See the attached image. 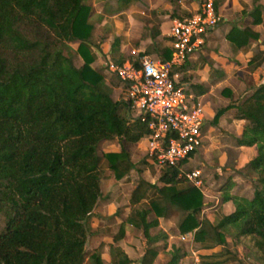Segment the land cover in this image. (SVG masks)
<instances>
[{
    "label": "trees",
    "instance_id": "1",
    "mask_svg": "<svg viewBox=\"0 0 264 264\" xmlns=\"http://www.w3.org/2000/svg\"><path fill=\"white\" fill-rule=\"evenodd\" d=\"M88 1L0 0V264H84L87 223L103 195L97 147L118 141L120 153L105 159L120 180L131 168L127 146L149 135L148 120L129 118L123 112L127 104L111 98L101 72L91 67ZM111 1L125 7L134 0ZM74 42L82 60L79 67L69 47ZM117 46L115 40L113 54L119 53ZM161 55L169 60L171 52ZM118 57L115 63L122 64L120 53ZM251 63L261 66L264 56L255 55ZM187 80L182 76L181 84ZM237 117L248 123L240 146L257 152L246 166L255 179L252 200L224 194L222 203L234 202L236 211L215 224L200 220L203 195L180 177L184 162L165 169L160 199L133 216L149 243L150 228L174 207L185 213L178 226L182 234L194 231L207 249L225 247L229 236L264 264V81L238 106ZM141 166L140 171L152 167L147 159ZM151 214L155 218L148 221ZM116 254L122 251L112 247V264H133L125 256L118 263ZM155 254L147 249L141 264ZM183 256L173 247L169 264H178ZM222 256L211 255L215 262L210 264Z\"/></svg>",
    "mask_w": 264,
    "mask_h": 264
},
{
    "label": "rangeland",
    "instance_id": "2",
    "mask_svg": "<svg viewBox=\"0 0 264 264\" xmlns=\"http://www.w3.org/2000/svg\"><path fill=\"white\" fill-rule=\"evenodd\" d=\"M203 1L201 0V3ZM239 2L241 3V9L236 14V17L247 19L246 23H242L240 26L243 29L242 31H244L242 35H246L250 39V48L252 50L246 61L242 60L240 64L243 70L240 72L239 77L235 75L231 81L232 87L236 90V96L240 98L237 102L240 103L245 98V93L247 95L251 94L264 81V64L257 66L256 63H251V59L255 55L261 54L264 56V26L261 24L262 13L256 12L257 10H264V0H240ZM87 4L90 5L88 23L92 26L89 46L95 50L91 53H93L97 61L94 67L98 72H101L100 74L103 76L105 84L111 88V98L115 102L126 104L124 86L107 72L106 66L116 64L114 60L119 58V53L122 55V59L133 58L132 51L136 50L135 48L143 46L158 35L157 28L159 25L156 24L158 14L150 8L147 1L138 2L134 0L125 7H122L119 2L111 0H89ZM257 17H260L261 20ZM228 26L229 24L224 20L221 25L215 28L214 34H216L217 30L221 32L225 31ZM238 32L233 31L229 39H233V42L239 40L241 36L238 35ZM34 36L35 34L32 33L28 37L33 38ZM115 40H118L117 49L119 53L115 52L112 54V45ZM77 46L78 42L69 45L72 51H74L75 65L79 67L82 64V60L76 53ZM110 52L111 54H109ZM240 82L244 86H241ZM231 93L232 90L225 89L222 91L221 97L224 99L232 97L234 94ZM201 105L206 109V123L203 127V132L207 143L204 144L203 142L201 149L194 155L195 157L185 161L181 169L184 171L201 170L206 182L205 189H208V192L211 194H208V196L217 197L218 205L222 203L224 194L229 195L232 189L229 180L233 177L239 183H241V180L242 183L247 181L248 183L246 182L244 185L250 188H247V190L239 184L240 186H236L230 197L236 200H245V202L250 201L248 199L252 200L255 179L252 171L244 167L245 161L252 158L253 152L248 149L251 147L241 146L248 149H245V156L242 155L241 158L237 149L235 150L233 147L240 146L239 141L243 139V135L239 136V140L233 134L222 135V133L218 132L212 135L210 131L215 129L213 125V111L206 104V101H201ZM125 107L127 108H123V112L129 118H133L135 113H132V110L127 105ZM219 111L218 115L221 114ZM203 148L206 149L202 150ZM127 150L129 151L131 168L124 174L123 178L116 180L113 172L108 168L105 155L120 153L118 141L114 139L103 142L97 147L98 154L101 157L100 167L104 171L102 176L103 195L97 204V210L95 209L97 214L94 211L95 216L98 217L94 216L87 223L88 240L85 248L84 264H111L109 262L111 248H118L120 243L123 242H126L128 245L133 244L134 247L132 248L136 249L138 256L143 252V257L133 260V264H141L147 249H155L156 251L153 258L147 257L146 261L148 264H169L172 246L181 249V254L184 255L178 261V264H210L212 260H209L208 257L221 252L223 256L218 259L217 264H260L254 254L229 236H225V247L216 246L213 249H207L208 244L204 243L201 238L196 237L194 231L182 234L178 226L185 218V213L174 207H169L167 216L165 217L168 221L163 220V227L169 235L165 234L162 230L153 229L150 231V234L152 236H159V241L156 242L158 243V248H151L152 246L149 245L148 247H144L142 243H146V241L142 236V228L137 227V221L133 218L134 212L141 210L142 207L148 208L145 201H149L150 198L148 200L145 195L151 190L152 186H163L159 182L160 175L155 169L148 168L147 170L140 171L142 169L141 163L145 159L143 146L139 144L134 146L128 145ZM245 177H248V180ZM251 180L252 182L249 183ZM225 184H229V189L223 191V196L221 195L220 198V196H217V193ZM214 203V199L204 197L203 195V207L201 211H205V214L202 219L208 220L209 218L210 220L208 221L213 224L218 221L214 217V209L212 207ZM111 204L114 205L113 209H116L114 215H111V213H114V210H111ZM129 207H132L133 211L129 215L128 222L125 223V215L127 213L125 210ZM230 209L232 212L236 211L235 203L232 201ZM222 210L225 212L226 206H223ZM154 218V215L151 214L148 220L151 221ZM3 227L4 220L0 214V232L3 230ZM143 248H145L144 251H142ZM115 256L116 261L120 263L123 261L125 255L122 252V254H116ZM212 262H215V260Z\"/></svg>",
    "mask_w": 264,
    "mask_h": 264
},
{
    "label": "built area",
    "instance_id": "3",
    "mask_svg": "<svg viewBox=\"0 0 264 264\" xmlns=\"http://www.w3.org/2000/svg\"><path fill=\"white\" fill-rule=\"evenodd\" d=\"M219 22L214 1L204 0L195 13L173 19L169 60L142 55L106 66L107 72L125 88L126 104L135 113L131 119L148 120L146 159L154 169L163 171L177 167L203 145L205 111L186 85L181 84V70ZM197 113L199 117H195ZM180 177L189 186L201 193L204 191L205 178L201 170L180 169Z\"/></svg>",
    "mask_w": 264,
    "mask_h": 264
},
{
    "label": "crops",
    "instance_id": "4",
    "mask_svg": "<svg viewBox=\"0 0 264 264\" xmlns=\"http://www.w3.org/2000/svg\"><path fill=\"white\" fill-rule=\"evenodd\" d=\"M136 1L138 2L147 1L150 8L154 10V12H157L158 20L156 24L159 25L157 28L158 35H156L153 39L149 40L143 46H139L135 48L136 50L132 51V55H134V57L131 59H124V61H131L133 59H136V57L142 56V55H148L153 58L167 60L161 54L165 50H169L171 52V42H170L169 35H170V29L172 26L173 19L187 17L195 13L201 5V0H136ZM213 1L217 5V8L215 9H216L217 14L220 17V22L218 26L221 25L224 20L227 21L229 26L223 32H221L220 30H217L215 32L216 34H214V30H215L214 29L213 31L208 33L205 38L204 45L187 61L181 73L183 77H188V80L187 82H185V85L189 89V91L198 99V102L201 104V101L203 100L206 101V104L209 105L213 111V114H214L213 125L215 126V129L210 131L211 134L213 135L218 132L222 133V135L233 134L235 135V138L239 140L240 138L239 136L243 135L245 129L248 126V123L244 120H240L237 117L238 106L242 104V102L252 93L249 95L245 93V98L240 103L237 102L238 100H240V98L236 96V90L232 87L231 81L235 75L239 77L240 72H242L243 70V68L240 66V64L242 63V60L246 61V59L250 56L252 52L250 48L251 46V42L249 41L250 39L247 38V42H244L247 36L242 35V33L244 34V31H242L243 29L240 26L242 25V23L245 24L247 19H244V18L241 19L239 17H236V14L241 9V3L239 2L240 0H213ZM242 2L244 3V1ZM263 17H264V13H262L261 18ZM233 31H239L238 35L241 36L239 37V40L235 41L237 43L231 41L233 39H229ZM89 51H90L91 56L94 59V62L91 65V67L95 69L94 66L95 64H97V61H96V57L93 55V53H91L95 50L89 48ZM109 54H111V52ZM96 56L98 57V55ZM239 84H241V82ZM242 85L243 84H241V86ZM225 89L232 90L231 94H234L235 96L232 95V97H229L226 99L222 98L221 93ZM218 110H220L219 112H221L220 115H218L219 114ZM204 111H206V109H204ZM205 139L206 138L204 136V144L207 143ZM138 144L143 146V150L145 153V159H146V147H147L146 139L144 138ZM138 144H135V145H138ZM233 148L235 150L237 149L238 153L240 154V157L242 158V155H244L246 148L241 147V146H237V147L234 146ZM204 149L206 148H203L202 150ZM248 149L251 152H253L251 155L252 158L249 159L248 161H245L246 163L244 167H246L257 156V152H255L254 147H251ZM203 156H204V153H203ZM194 157L195 156H193L192 158ZM150 169H154V168L151 167ZM155 170L160 175V178H161L162 171H159L157 169ZM237 177L240 178L238 175ZM245 178L246 180H248V177H245ZM236 180L237 179H235V177L229 180L230 185L232 186L229 196L232 195V192L233 190L236 189V186H240L239 184L242 185L241 187H245V189L250 188L249 186L247 187V185H244L246 184L247 181L242 183V180H241V183H239ZM159 182H160V179H159ZM251 182L252 180L249 183ZM160 184L163 187H166L162 183ZM205 185H206V182H205ZM163 187H155V186L151 187V190L145 195V197L147 196L148 200L150 198L149 201L147 200L145 201L146 205H149L151 202L160 199L159 194H158V189L163 188ZM223 187L217 193V196H220V198H221V195L223 194ZM251 187H252V184H251ZM202 194L204 195V197H208L210 199L215 200L214 206L212 207L214 209V217L217 220H220L234 213L230 209L231 201L226 202V203H220V205H218L217 197L208 196V194L210 193L208 192V189H205V187H204V191L202 192ZM248 200H251V199H248ZM111 205H112L111 210L112 211L114 210L113 211L114 213H111V215H114L116 209H113L114 207L113 204ZM223 206H226L225 212H223L222 210ZM143 208L144 207H142V209ZM132 209H133L132 207L131 208L129 207L128 209L125 210V212H127L125 215L126 216L125 223L128 222L127 220L129 218L130 213L133 211ZM95 214H97L96 211H95ZM95 214L93 215L92 218H94ZM204 214H205V211L203 212L201 211V214L199 216L200 220H202ZM95 217H98V216H95ZM163 220L168 221L165 218H158L156 225L150 228L149 236H150V239H152L151 243H149L144 238L143 231H142V236L144 240L146 241V243H142L144 247H148L149 245V246H152L151 248H158L157 247L158 243L156 242L159 241V238H158L159 236L158 235L152 236L150 234V231L153 229H157L159 231L162 230L165 234L169 235L166 229L163 227L164 226ZM208 220L210 219L208 218ZM153 246H156V247H153ZM132 247H134L133 244L128 245L126 242H123V243H120L118 248L122 250L125 257H127V259H129L130 261L142 258L143 252L138 256L136 249L134 250V248ZM171 248H173V246ZM144 249L145 248H143L142 251H144ZM109 262L112 264L110 254H109Z\"/></svg>",
    "mask_w": 264,
    "mask_h": 264
},
{
    "label": "clouds",
    "instance_id": "5",
    "mask_svg": "<svg viewBox=\"0 0 264 264\" xmlns=\"http://www.w3.org/2000/svg\"><path fill=\"white\" fill-rule=\"evenodd\" d=\"M199 115H200V113H197L195 117H199ZM191 123H192V121H189V124H191ZM180 155H183V153H180ZM195 175H199V173H196ZM189 179H191V177Z\"/></svg>",
    "mask_w": 264,
    "mask_h": 264
}]
</instances>
